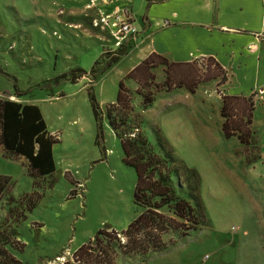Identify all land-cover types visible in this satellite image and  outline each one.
<instances>
[{
  "label": "rangeland",
  "instance_id": "obj_1",
  "mask_svg": "<svg viewBox=\"0 0 264 264\" xmlns=\"http://www.w3.org/2000/svg\"><path fill=\"white\" fill-rule=\"evenodd\" d=\"M106 1L0 0V97L14 93V76L20 92H31L12 98L37 104L49 132L60 138L54 146L56 171L38 185L20 160L0 154V175L15 181L9 193L40 196L19 227L22 264H54L59 255L70 259L71 252L99 230L121 232L139 214L133 198L136 171L125 163L106 119L102 131L98 129L88 92L92 85L105 109L116 99L119 82L136 53L108 72L91 76L94 67H101L98 62L109 57L105 48L115 40L109 33L72 26L67 18L89 8L112 13L120 5L125 17L132 20L134 13L141 27L142 18L150 13L149 2ZM208 64L207 60L201 66H175L171 89H162L152 107L144 110L139 100L134 102L150 139L160 138L200 176V199L209 223L197 230L170 231L162 236L166 250L119 257L117 264H264V107L257 110L255 124L247 126L253 131L252 145L245 146L236 136L226 138L221 114L225 94L220 87L226 75ZM77 67L84 71L77 82H55ZM165 75L163 68L156 70L163 87ZM180 84L187 86H175ZM194 84L192 93L187 87ZM125 86L132 88L129 83ZM225 114L233 116L235 127L247 120L240 109H227ZM3 199L0 214L6 215L8 204Z\"/></svg>",
  "mask_w": 264,
  "mask_h": 264
},
{
  "label": "trees",
  "instance_id": "obj_2",
  "mask_svg": "<svg viewBox=\"0 0 264 264\" xmlns=\"http://www.w3.org/2000/svg\"><path fill=\"white\" fill-rule=\"evenodd\" d=\"M97 17L98 10L89 8L87 13L69 16L67 20L72 26H83L93 33H109L94 25ZM105 54L109 57L105 56L98 62L101 67H94L91 76L104 74L119 63L125 55L124 46L114 55ZM208 62V68L215 64L216 70L221 69L211 59ZM183 65L188 64H173L161 55L151 54L119 82L115 101L105 109H102L94 87L89 86L90 104L98 129L102 131L103 120L106 119L119 140L125 163L136 171L133 198L139 214L121 232L113 228L99 230L92 240L76 249L74 261L64 264H117L119 257L149 256L166 250L162 238L164 234L180 229L186 232L197 230L199 226L209 223L200 199V176L169 150L160 138L154 141L150 139L143 129L145 120L136 112L134 102L135 99L139 100L144 110L152 107L162 89H171L174 67ZM160 67L166 74L164 87L157 82L156 70ZM83 73L81 67L73 68L57 76L55 82L61 79L77 82L84 76ZM12 79L15 80L14 93L9 97H0V149L6 158H24L27 174L38 185L56 171L54 146L60 138L49 132L37 104L12 99L13 96L22 98L31 92H20L18 80L14 76ZM126 83L131 84L132 88L126 87ZM175 86L182 88L187 85ZM187 89L195 93L196 85ZM253 97L225 95L221 111L226 138L236 136L247 147L255 142L253 131L250 133L251 130H248L253 123ZM227 109H240L247 116L246 122L240 120L235 127L236 124H232L233 116L225 114ZM14 186L15 181L11 176L0 175V201L6 198L8 204L7 214H0V264H22L18 253L23 252L24 245L19 237V227L40 198L35 192L16 197L9 193Z\"/></svg>",
  "mask_w": 264,
  "mask_h": 264
},
{
  "label": "crops",
  "instance_id": "obj_3",
  "mask_svg": "<svg viewBox=\"0 0 264 264\" xmlns=\"http://www.w3.org/2000/svg\"><path fill=\"white\" fill-rule=\"evenodd\" d=\"M149 12L141 27L133 13L140 33L124 43L121 61L136 53L126 75L151 54L173 64L205 58L226 75L224 87L220 86L225 95L249 97L254 90L264 89V0H154L149 2ZM253 101L252 125L257 110L264 107V93L259 92ZM0 154L5 157L2 149ZM18 160L27 170L26 160Z\"/></svg>",
  "mask_w": 264,
  "mask_h": 264
},
{
  "label": "built area",
  "instance_id": "obj_4",
  "mask_svg": "<svg viewBox=\"0 0 264 264\" xmlns=\"http://www.w3.org/2000/svg\"><path fill=\"white\" fill-rule=\"evenodd\" d=\"M105 2L107 1L105 0ZM60 12L63 13L64 10H61ZM125 12L126 11L124 10V8L120 5H115V9L112 13L103 12L101 8L99 10V17L95 19L94 25L100 27L104 31H108L115 40L112 45L113 47L108 49L106 53H112V55H114L119 48L124 46V43L131 36H136L140 33V30L138 26L133 22V19L131 20L129 17H125ZM206 61L207 60L205 58H198L194 60V62L199 66L204 65ZM259 92L264 93V89L254 90L251 96L255 97ZM52 134L58 136L56 133ZM75 251L76 249L71 252L70 259L66 258V255H59V257L53 260L52 263L64 264L68 261H74Z\"/></svg>",
  "mask_w": 264,
  "mask_h": 264
}]
</instances>
